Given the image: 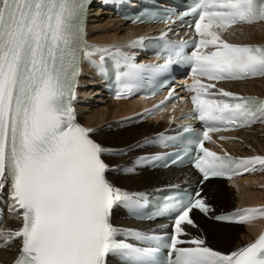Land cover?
Segmentation results:
<instances>
[{
  "label": "snow or ice",
  "instance_id": "6c2138e0",
  "mask_svg": "<svg viewBox=\"0 0 264 264\" xmlns=\"http://www.w3.org/2000/svg\"><path fill=\"white\" fill-rule=\"evenodd\" d=\"M90 3L0 0V195L7 189L12 210L22 217L19 229L0 230V247L21 241L14 264H112L113 260L118 264H264V234L230 254L213 250L203 238H181L183 224L195 226L189 216L193 209L206 215L212 211L200 192L195 197L174 198L160 210L179 211L171 236L113 225L115 207L135 209L140 200L107 179L111 168L103 157L111 149L92 138L94 129L76 120L73 102L81 64L86 60L103 71L110 55L108 49L86 40ZM192 11L199 17L195 23L199 40L193 42L196 50L191 55L182 51V45L166 42L164 48L170 54L163 65L136 64L117 50L112 58L124 68L118 79L139 80L180 62L192 65L193 74L207 80L264 77V46L233 44L220 35L234 25L264 22V0H196ZM166 22L173 21L169 17ZM142 42L143 38L136 41ZM209 46L214 50L200 51ZM97 55L99 63L93 59ZM214 87L201 80L189 86L195 93L190 115L207 125L188 141L202 153L195 157V167L204 180L230 179V174H241L240 169L264 166V156L234 159L204 147L209 132L227 130L217 124L244 127L264 122V99L223 89L218 95L230 99L203 98L202 92ZM191 151L184 147L172 162ZM257 217H264V208L212 218L243 224ZM120 236L142 243L137 246Z\"/></svg>",
  "mask_w": 264,
  "mask_h": 264
},
{
  "label": "bare ground",
  "instance_id": "6f19581e",
  "mask_svg": "<svg viewBox=\"0 0 264 264\" xmlns=\"http://www.w3.org/2000/svg\"><path fill=\"white\" fill-rule=\"evenodd\" d=\"M93 8L96 10L98 7L96 8L94 5ZM96 11L97 13L102 14H93L88 28L89 36L96 41L110 42L113 40H121L148 29V27L145 26H130L120 21L118 18H110L107 10L97 9ZM104 15L108 16L110 19L108 18L107 22L103 24L101 21L105 19ZM262 28H264V24L235 26L227 31H220V35L223 38L238 43L264 42V38L260 37ZM262 30L264 31V29ZM89 74L90 69L84 67L82 82L86 86L84 88L82 87L81 91L90 98L93 97L95 100H99L103 95L100 86L96 81L89 82L87 79ZM223 85L235 91L264 97V77L243 82H226L223 83ZM102 101H104L105 104L99 107L95 106V101H91L90 105H80L79 108L82 110V122L87 126L93 127L94 136L101 145L130 148L131 152L127 157L109 159L112 164L124 161L127 158H129L128 161L134 160L135 156L143 152V148L148 146L152 134L167 127V125H160L156 122H146L124 129L118 128L117 124H114L111 128L104 127L105 122L112 117L122 118L125 115L139 110V102L136 100H123L110 103L108 99H103ZM108 102L110 103L109 105H107ZM165 118L171 119L172 116H166ZM235 135L238 136L237 140L226 143V146L236 154H264V125L244 129ZM181 175L195 176L196 174L190 169L169 168L167 170L152 171L142 169L135 175H110V178L113 184L120 189H138L142 187L155 188L161 185L174 184L179 181ZM226 182L230 183L235 191H237V207L264 204V173L256 176L237 178L231 181H208L206 183V190L204 191L208 200H223L224 192H222L223 189L221 188ZM5 191L7 193L6 197L10 202L9 211L11 214L6 224H4L0 230H17L22 227V217L18 214L12 213L13 201L9 198L7 189H5ZM191 213L190 218L193 220L195 226L188 225L187 223L182 225V228L186 232L185 237L203 238L206 244L218 247L224 251H228L230 247L233 246V243L234 246L231 249L237 248L245 242L252 241L260 232L264 224L263 219L251 220L246 224L240 225L224 224L209 220L197 211ZM114 219L116 222L120 220L125 225L141 231L145 228H152L159 224L158 222L142 223L124 219L120 210L114 212ZM239 236H241L243 241L238 240ZM19 244L20 241H15L4 248H0V264H11L20 248Z\"/></svg>",
  "mask_w": 264,
  "mask_h": 264
},
{
  "label": "rangeland",
  "instance_id": "374dc122",
  "mask_svg": "<svg viewBox=\"0 0 264 264\" xmlns=\"http://www.w3.org/2000/svg\"><path fill=\"white\" fill-rule=\"evenodd\" d=\"M102 13H99V15H101ZM103 18V17H102ZM104 18L106 19H103L102 21H101V23L103 22V24L104 23H106L107 22V20H108V16H106V15H104ZM111 18V17H110ZM109 18V19H110ZM262 29H264V28H262ZM261 29V33H260V37H263L264 38V31ZM114 101H111L110 103H113ZM109 102H108V104L107 105H109L110 104ZM122 115H124V114H122ZM121 116V115H120ZM120 118H117V117H112L111 119H108L106 122H105V124H104V127H109V128H111V126H113L114 124H117V122H118V120H119ZM118 125V124H117ZM163 125V124H162ZM103 126V125H102ZM135 159V158H134ZM257 185V184H256ZM261 186V185H260ZM221 189H223L222 190V192H224L223 193V200H219V199H212V200H208L210 203H212L214 206L216 205L217 206V209H230V208H233V207H237V205H238V202H237V200H238V196H237V191H235V189L231 186V184L230 183H224L223 185H222V188ZM225 199V200H224ZM243 228V227H242ZM238 240H242L241 239V236H239L238 237ZM243 241V240H242ZM236 244V243H235ZM233 246H234V243H233ZM233 246H231L230 247V249L231 248H233ZM229 249V250H230Z\"/></svg>",
  "mask_w": 264,
  "mask_h": 264
}]
</instances>
